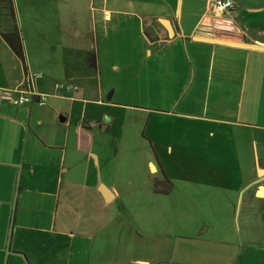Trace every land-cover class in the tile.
I'll return each mask as SVG.
<instances>
[{"label": "crops", "instance_id": "0c3cea01", "mask_svg": "<svg viewBox=\"0 0 264 264\" xmlns=\"http://www.w3.org/2000/svg\"><path fill=\"white\" fill-rule=\"evenodd\" d=\"M230 1L219 14L212 0H0V31L16 27L22 51L16 57L0 36V87L45 97L42 104L0 101V264H151L122 260L128 214L117 201L120 184L131 182H117L118 167L108 173L121 156L132 157L121 144L129 111L141 115L147 145L137 155L146 159L147 183L171 181L172 189L174 179L199 185L192 179L219 173L221 199L241 205L244 222L255 210L264 216V167L255 161L242 169L236 153L243 142L248 155L262 138L234 137L264 110V0ZM47 44L55 52L44 53ZM138 58L130 72L144 81L135 88L151 94V103L107 101L118 90L113 78ZM149 60L164 65L149 70ZM30 69L40 76L27 89ZM161 74L167 85L160 86ZM80 96H91L102 115L87 114ZM238 176L244 198L229 188L228 178ZM83 216L87 233L64 230V223L79 227Z\"/></svg>", "mask_w": 264, "mask_h": 264}, {"label": "rangeland", "instance_id": "374dc122", "mask_svg": "<svg viewBox=\"0 0 264 264\" xmlns=\"http://www.w3.org/2000/svg\"><path fill=\"white\" fill-rule=\"evenodd\" d=\"M43 49L44 53L55 52L48 44L44 45ZM140 61L139 58L129 61L132 64L127 67L129 72H121L122 77L113 78L118 90L126 88L130 92L120 95L117 90L116 94L111 96L110 101L134 107L151 103L149 99L151 94H137L135 85L141 82L135 80L134 72H130L139 66ZM150 61L145 66L149 70L157 69L158 64L160 68L164 65V61H152V65ZM160 77V86L167 85L164 75L161 74ZM103 79L104 76L101 74V80ZM144 85L142 81L141 86ZM130 86H132L131 89H128ZM111 91L109 90L104 98ZM80 99L85 102L81 100L78 105H83L87 114L98 110L100 117L104 112L103 107L90 102L91 96H80ZM256 113L260 114L259 118L251 120L250 123L254 126L250 127V130L247 128L234 129V137H238L239 141H248L247 134L254 135L256 141L262 138L261 143L256 145L251 143L248 155L247 143L240 142L237 145L236 153L240 154L238 161L242 169L249 165L253 166L255 161L264 167V110L261 109ZM73 117L80 119L75 113ZM136 117H141V115L129 111L123 124L118 123L122 126L124 134L121 144L124 141L132 157L126 159L121 156L118 163L108 168V173L113 176L118 167L117 182L122 183L127 176L131 182L128 186L120 184L122 204L117 201V205H121L122 210L128 214L126 225L128 254L126 258L122 257V260L142 258L151 264H264V216L255 210L254 216H251L248 222H244V217L240 212L241 205L233 206L232 203L227 204L221 199L220 195L225 192V189L221 185L219 173L193 178V183L199 185H187L184 180L174 179V187L172 186V189L167 191L168 193L163 192L166 187V184H163L164 188L161 187L163 189L160 188L158 194L149 195L153 187L151 185L153 179L150 177V182L147 183L146 159L137 155L141 146H145L146 143L140 138L142 128L140 120ZM94 130L95 132L103 131L97 128ZM231 137L234 139L233 136ZM124 173L127 175H123ZM180 174L185 176L182 172ZM228 180L231 183L229 188L239 189V195L244 198L245 180L240 176L234 179L228 178ZM105 181L108 182L106 179ZM170 183L173 185L171 181ZM72 200L73 198L69 201ZM89 222L90 220L83 216L79 227L71 222L64 223V230L68 229L66 232L72 234L87 233ZM117 222L118 225L123 226V222L120 223V220ZM244 228L245 230L249 228L250 234H244ZM247 236L250 242H247ZM112 259H115L114 254Z\"/></svg>", "mask_w": 264, "mask_h": 264}, {"label": "built area", "instance_id": "2783aa9c", "mask_svg": "<svg viewBox=\"0 0 264 264\" xmlns=\"http://www.w3.org/2000/svg\"><path fill=\"white\" fill-rule=\"evenodd\" d=\"M211 9L219 14L229 11L232 8V2L230 0H212L209 3ZM40 76L39 72H35L34 70H27L24 74L23 84L27 86L28 89L29 85ZM57 89H62L65 91H75L76 88L72 86H62L57 85ZM45 100L44 96H35L32 93L22 90L21 88L13 87V88H2L0 87V101H6L13 103L15 105H23V104H30L32 102H36L37 104H42Z\"/></svg>", "mask_w": 264, "mask_h": 264}, {"label": "trees", "instance_id": "16d2710c", "mask_svg": "<svg viewBox=\"0 0 264 264\" xmlns=\"http://www.w3.org/2000/svg\"><path fill=\"white\" fill-rule=\"evenodd\" d=\"M9 18H11V22L13 21L12 19V14L11 12H8ZM0 36L3 39V41L7 44L8 48L12 51V53L18 57H22V51H21V38H20V33L16 27H13L11 30H7L2 26V29L0 31ZM163 184H166V187H163ZM163 187V188H161ZM163 189V192H167L171 189V184L167 181H157L153 184V192L159 193V189Z\"/></svg>", "mask_w": 264, "mask_h": 264}, {"label": "water", "instance_id": "95a60500", "mask_svg": "<svg viewBox=\"0 0 264 264\" xmlns=\"http://www.w3.org/2000/svg\"><path fill=\"white\" fill-rule=\"evenodd\" d=\"M225 43L226 44H234V43H229V42H225ZM253 47H255V46H253ZM255 48H259V47H255ZM109 99H110L109 97L106 98L107 101H109ZM259 189L261 190V187H259Z\"/></svg>", "mask_w": 264, "mask_h": 264}]
</instances>
